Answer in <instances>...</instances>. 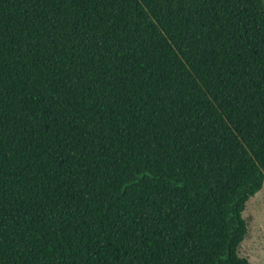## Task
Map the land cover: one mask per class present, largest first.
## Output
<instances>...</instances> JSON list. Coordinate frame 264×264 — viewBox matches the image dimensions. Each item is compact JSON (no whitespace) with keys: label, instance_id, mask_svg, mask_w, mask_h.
Segmentation results:
<instances>
[{"label":"trees","instance_id":"1","mask_svg":"<svg viewBox=\"0 0 264 264\" xmlns=\"http://www.w3.org/2000/svg\"><path fill=\"white\" fill-rule=\"evenodd\" d=\"M264 0H0V264H251Z\"/></svg>","mask_w":264,"mask_h":264},{"label":"rangeland","instance_id":"2","mask_svg":"<svg viewBox=\"0 0 264 264\" xmlns=\"http://www.w3.org/2000/svg\"><path fill=\"white\" fill-rule=\"evenodd\" d=\"M248 233L239 248V257L251 264H264V183L262 189L246 204L242 213Z\"/></svg>","mask_w":264,"mask_h":264}]
</instances>
